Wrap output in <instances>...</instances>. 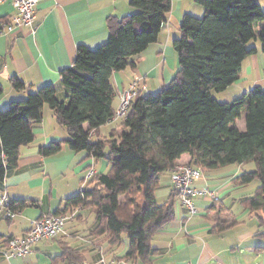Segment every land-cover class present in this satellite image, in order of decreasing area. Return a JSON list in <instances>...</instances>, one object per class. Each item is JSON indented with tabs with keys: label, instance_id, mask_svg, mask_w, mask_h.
<instances>
[{
	"label": "trees",
	"instance_id": "obj_1",
	"mask_svg": "<svg viewBox=\"0 0 264 264\" xmlns=\"http://www.w3.org/2000/svg\"><path fill=\"white\" fill-rule=\"evenodd\" d=\"M196 2L205 14L202 18L185 15L182 20L180 37L174 41L180 62L177 75L158 93L139 94L132 101L119 134L91 140L92 131L114 115L113 74L135 67L134 58L158 41L172 0H131L137 13L109 17L108 42L96 49L79 46L73 66L62 72V82L71 90L65 101L57 98L50 85L0 109V188L7 174L18 167L21 148L35 142L33 124L43 119L47 105L66 129L67 138L41 147L42 157L55 156L66 145L111 165L53 214L94 208L98 225L91 237L96 247L107 241L119 246L125 235L129 241L125 259L149 264L151 239L173 220L177 200L173 193L167 201H157L159 178L183 155L191 158L189 164L209 170L254 164V170H245L235 181L244 186L258 182L255 192L241 204L264 214V88L255 87L233 103H221L213 95L240 78L244 59L256 51L247 48L249 42L259 39L264 53V27L257 29L264 22V10L259 0ZM12 84L16 89L24 87L17 79ZM244 114L246 130L236 126ZM29 204L14 201L11 208L21 211ZM61 257L70 264L86 262L81 250L68 245H63Z\"/></svg>",
	"mask_w": 264,
	"mask_h": 264
},
{
	"label": "crops",
	"instance_id": "obj_2",
	"mask_svg": "<svg viewBox=\"0 0 264 264\" xmlns=\"http://www.w3.org/2000/svg\"><path fill=\"white\" fill-rule=\"evenodd\" d=\"M130 2L38 0L35 32L28 27L7 32L6 23L17 11L10 1L1 3L0 109L24 101L30 94L50 85L55 88L57 98L65 101L71 90L62 82V72L73 66L78 47L96 49L105 45L109 39L108 18L120 19L137 13ZM263 2L259 0L262 8ZM204 14V7L196 0H172L171 12L161 28L158 41L134 58L135 67L113 74L115 111L120 94L135 81L139 82L142 96L156 94L169 84L180 69L174 41L180 37L182 20L185 15L202 18ZM263 27L260 23L257 25L258 30ZM252 47L256 51L244 59L240 78L217 96L226 101L223 103L236 101L255 87L264 88V53L260 40L247 45L248 49ZM14 79L24 87L16 89L12 84ZM231 89L238 91L234 90L232 94ZM121 122H107L92 131L91 140H108L119 134ZM33 131L35 142L21 148L18 167L7 174L3 188H0V193H6L11 203L30 202L23 210L17 211L15 219H0L2 251L7 249L8 239L23 237L32 221L63 210L66 199L79 195L91 181L84 185L90 169L93 168L97 175L107 173L111 168L106 159L96 161L87 151L73 152L66 145L59 154L42 157L39 153L41 147L67 138L66 129L56 122L47 105L43 109V119L33 124ZM190 161L188 155H183L178 162ZM246 167L204 168L203 178L195 182V186L210 189L216 197H197L195 215L189 214L176 200L173 220L151 239L149 264H264V214L253 213L242 206L241 201L252 194L244 195L241 191L249 185L235 181L248 170ZM172 194L168 171L159 178L157 201L163 203ZM68 215L71 219L58 237L40 241L22 258L1 254L0 264H70L61 257L63 245L81 250L88 264H141V261L125 259L129 249L125 235L119 246H112L108 241L100 247L94 245L91 232L98 225L94 208L79 207Z\"/></svg>",
	"mask_w": 264,
	"mask_h": 264
},
{
	"label": "built area",
	"instance_id": "obj_3",
	"mask_svg": "<svg viewBox=\"0 0 264 264\" xmlns=\"http://www.w3.org/2000/svg\"><path fill=\"white\" fill-rule=\"evenodd\" d=\"M10 1L15 7L17 13L10 18L5 28L7 32L15 29L28 27L35 32L36 15L35 8L38 0H0L1 3ZM139 82L135 81L128 89L123 91L119 97V105L112 118L108 122L122 121L127 118L132 101L139 95ZM202 167H197L189 163L178 162L171 170V181L173 193L177 200L180 201L189 214H197L196 198L197 197H213V193L208 188H199L195 186V182L203 178ZM96 175L92 168L88 172L84 185L87 184ZM217 199V198H216ZM18 212L11 208L10 197L6 193H0V219L5 218L13 220ZM71 219L67 215H50L34 220L30 229L23 237H14L6 241L7 249L2 251L6 257L22 258L30 253L34 245L46 239L58 237L64 232L66 224ZM73 264H88L86 262Z\"/></svg>",
	"mask_w": 264,
	"mask_h": 264
},
{
	"label": "rangeland",
	"instance_id": "obj_4",
	"mask_svg": "<svg viewBox=\"0 0 264 264\" xmlns=\"http://www.w3.org/2000/svg\"><path fill=\"white\" fill-rule=\"evenodd\" d=\"M264 3V2H263ZM263 10H264V4H263ZM264 25V23H260V26H263ZM259 40V39H258ZM253 42H254V40H252L251 42H249V45L250 44H253ZM234 90H236V92L238 91V89H231V93L233 94L235 91ZM220 94H222V93H216V92H213V95L217 98V96H220ZM223 98H224V95H223ZM242 98V97H241ZM240 98V99H241ZM240 99H238V100H236V101H232V102H229V103H233V102H237V101H239ZM217 100L219 101V102H221V103H223V102H226V101H224L222 98H217ZM4 110H6V109H3V111ZM237 126L240 128V129H244V130H246L247 129V124H246V114H244L243 115V117L241 118V119H239L238 121H237ZM246 169H248V170H254L255 169V166H254V164H246ZM258 186V182L257 181H255V182H253L252 184H250L247 188H245L243 191H241L242 193H245L244 195H250V194H253L254 192H255V190H256V187Z\"/></svg>",
	"mask_w": 264,
	"mask_h": 264
}]
</instances>
